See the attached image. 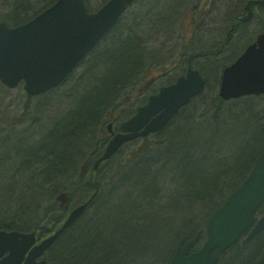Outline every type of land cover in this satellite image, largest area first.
<instances>
[{"label": "trees", "instance_id": "trees-1", "mask_svg": "<svg viewBox=\"0 0 264 264\" xmlns=\"http://www.w3.org/2000/svg\"><path fill=\"white\" fill-rule=\"evenodd\" d=\"M55 1L7 0L0 11V20L13 25L27 22ZM86 1L89 6L88 0ZM248 1L242 0L240 6L242 9H235L236 11L220 27L228 31L222 41L213 42L214 45L211 44V46L196 48L191 55H187L190 54L187 53L188 43L185 42L183 45L182 56L186 55L187 60L192 58L195 62L196 55L203 57V61L199 62L201 63L199 69L206 78V87L161 130L169 129L180 117V124L175 128V130L180 129V147L173 154L174 156L162 158L150 155L152 149L164 141L158 139L151 144L141 143L131 153L137 159L132 169L141 170L140 172L151 170L152 175L149 179L153 180L157 187L155 192H152V196L147 194L145 183L148 177L143 172L144 174L140 175L134 191L145 197H142V200L138 198L137 194H133L132 197L147 203V198L150 196L157 206L169 204L176 206L175 211L180 215V219H175L172 222L166 221L173 227L180 223L178 235L173 240L167 238L165 241V233L162 235L163 228H160L162 231H159L160 236L162 235L159 242L148 235H143L138 229H146L148 225H145V218L139 210V213L133 216L136 221L133 224L137 228V232L129 234L124 230L122 234L125 238L122 239L124 241L120 246L128 249L133 243H136L139 246L154 248L145 254L138 253L136 256L138 263L132 262L122 251L113 256L112 252L106 249V242L96 238L95 234L99 232L100 225L104 228L108 226L111 228L112 219L116 220L113 222L115 227L117 222L127 220L129 211L125 214L118 211L120 208H108L109 188L108 192L99 191L93 201L88 198L94 193L97 184L103 185L104 178L101 177L99 168L95 172L98 174L97 182L85 180L72 185V192L78 194L79 201L87 200L89 204L70 230L62 235L50 249L47 256L49 264H85L84 259L80 258L85 241L94 244L93 252H90L88 257L90 262L99 258V255L105 256L96 264H168L176 249L175 242L185 230L195 229L200 232V238L194 248H198L205 241L207 221L210 215L230 192L246 179L254 165L251 168L248 166L252 162L254 163L260 154L264 153V102H261L264 101V95H250L226 101L220 97L218 92L211 90L210 93L207 88L211 81L219 85L221 70L237 57L232 58L230 55L222 57L230 50L234 36L238 35L235 38L245 41L244 36L249 33V21L243 20L247 13ZM138 2L141 3L142 0H137L134 5ZM162 2L164 1L153 0L151 6L155 8L156 12L160 11L161 13L159 4ZM262 6L259 4L254 6V16L256 9ZM148 9L147 11H149ZM195 9L200 11L199 7H195ZM129 11L131 10L129 9L117 21L99 44L81 61L85 62L83 69L87 68L82 75L83 78L86 75L84 80L87 83L83 84V88L77 84V86H72L71 100L76 99V101L70 109L67 111H63L61 108L54 110L53 116L56 117L53 122L51 120V123L47 125L40 123L37 125L39 127L36 131H34V127H28L17 135L8 134L10 131L7 128L10 125L12 128L10 122L0 123V148H3L5 153L4 164L7 162V170L4 174L1 173L4 167L0 165V228L23 230V228L37 227L42 229L39 234V238H42L50 230L49 227L54 229L65 218L68 206L62 207L56 200H52L55 193L59 188L65 186L66 181L76 169L79 158L86 150L94 149L95 157L90 156L96 159V156H100L104 152L103 148H105L108 138L98 136L101 126L106 122L112 110L120 109L121 100L129 89L136 87L146 79L147 73L152 69L145 35L134 28L135 23L126 21L128 18L124 17ZM130 13L134 16L137 15L133 11ZM176 14L170 19L167 18L165 22L168 21V28H165L167 31L169 30L168 36L173 20L177 17ZM199 21L200 17L196 14L192 33L195 29L197 31V27H200L201 22ZM143 24L145 25V23L141 25ZM155 29L160 28H146L144 33L146 31L156 32ZM252 38L250 36L246 41L250 43ZM212 62L219 64L216 67L217 78L212 76L206 67L214 65ZM187 68L188 65L183 71H186ZM68 78L69 76L66 80ZM56 88L48 91L49 93L40 95V104L44 105L50 102V95L57 92ZM36 132L40 134L36 135L37 139H32ZM148 138L142 139L146 141ZM175 139L177 138L174 136L170 137L169 143H173ZM93 143H95V147H92ZM30 153L33 155L31 160L27 156ZM127 163L130 164L129 159L123 164L125 169L117 168L119 178L120 172L126 170ZM165 170L168 174L167 179L163 178L164 175L161 176V171ZM25 179H27L25 183H29V185H25L28 192H21L20 189L15 188L19 196L14 198L12 195L15 191L14 187L18 186V182H24ZM125 180L127 181L125 184H129V177ZM161 180L163 184L166 182L174 186L177 184L175 190L163 186L166 188L167 194L170 192L171 195H165L169 197L164 204L158 202L156 197L160 191L157 182ZM175 197L180 201L177 205L172 202ZM171 209L172 207L165 208L163 212L168 215ZM193 212H196L197 215L191 219ZM260 213H264V204ZM263 259L264 230L245 245L238 242L220 254L217 264H261Z\"/></svg>", "mask_w": 264, "mask_h": 264}, {"label": "water", "instance_id": "water-1", "mask_svg": "<svg viewBox=\"0 0 264 264\" xmlns=\"http://www.w3.org/2000/svg\"><path fill=\"white\" fill-rule=\"evenodd\" d=\"M134 1L108 0L98 11L89 12L85 0H57L26 23L11 27L0 22V80L9 87L24 80V88L31 95L59 85ZM255 3L257 0L248 1L244 21L253 16ZM205 85L200 70L190 66L175 83L161 87L122 124L126 131L113 136L95 167L111 158L124 142L161 130ZM260 94H264V31L224 68L219 91L225 100ZM107 127L113 132V123ZM62 197L66 200V194ZM263 202L264 154L245 181L212 213L203 245L191 251L200 233L189 230L178 241L169 264H216V250L225 252L250 228L243 243L264 230V216L256 222V212ZM86 206L84 203L75 207L63 228L39 243L34 232L0 230V264H47L41 258L44 252Z\"/></svg>", "mask_w": 264, "mask_h": 264}, {"label": "rangeland", "instance_id": "rangeland-1", "mask_svg": "<svg viewBox=\"0 0 264 264\" xmlns=\"http://www.w3.org/2000/svg\"><path fill=\"white\" fill-rule=\"evenodd\" d=\"M6 1L7 0H0V11L3 9V5ZM162 1L164 2L159 4V9L161 10V13L160 11L156 12L155 8L151 6L153 0H147V1L142 0L141 3L138 2L137 4L133 5L130 8L131 11L135 12L137 15L139 14L138 17L137 15L134 16V14H131L130 13L131 11H129L124 16L125 18H128L126 21L133 22V24L135 23L133 25L134 28H137L139 32L145 35V41L147 45V50L149 52V56H150L149 58L151 60L150 64H152L151 67L152 69L147 73L146 79H144L136 87L130 88L127 94L124 95V98L121 100L122 102L120 105V109L117 111V117H116L117 126L123 120H125L128 117V115H130L131 112H133V110L137 105L144 103L149 94H151L159 86L169 81L175 80L176 77L183 72V69L186 67V65L190 64V59L187 60L188 57L186 55L182 56V51L184 48L183 45L185 42L188 43V48H189L187 50L188 51L187 53H190L187 55H191L192 51H195L196 48L209 46V45L211 46V44L214 45L213 42L218 43L222 41L227 36L228 31L225 29L223 30L220 27L224 25L223 23L227 21L228 17L232 15V13H234L236 10L240 8L242 2V0H227V1L226 0L223 1L162 0ZM104 2H105L104 0H88L89 7L92 10L99 8V6L102 5ZM195 7H199L200 11L196 10ZM147 9L149 11H147ZM241 9L242 7L240 8V10ZM195 13L198 14V16L200 17L199 22H201V24L200 27H197L198 28L197 31L196 32L193 31V34H191L192 26H193L192 20L194 19ZM175 14L177 15V17L176 19L173 20V24H172L173 26L171 25L170 34L168 36L169 30L167 31V29H165L168 28L167 27L168 21L167 23L165 22L167 18L170 19L171 17H174ZM142 23H145V25L144 24L141 25ZM263 26H264V6L260 8L258 7L256 9V15L253 17L252 20L249 21L248 23L249 33L244 36L245 41L240 40V38H235L238 36L235 35L234 38L232 39L230 50L224 55H222V57H224L225 55H230L232 58L238 56V54L241 53L242 50L249 44L246 41L248 40L247 38H249L250 36L255 38ZM146 28L148 29L160 28V29L158 30L155 29L157 31L153 33L151 32L149 33L148 31L144 33ZM192 37L193 39H191ZM235 42L238 43L236 44ZM194 59L195 62L192 61L193 66L199 68L201 65V63L199 62L203 61V57H197L196 55ZM212 63L214 65L206 66V67L211 72V75L215 77L216 75H218L216 74V70H217L216 67L219 64L217 62H212ZM84 66H85V62H81L78 65V67L69 75V78L56 88L57 92L52 93V95H50L51 101L41 106L39 101V95L30 97L25 93V91L21 86L15 89L7 90L3 85L0 84V123L6 124L10 122L12 124V128H9L10 131L9 134L17 135L19 132L25 131L28 127L31 128L34 127V131H36L38 130L37 128L39 127L37 125H39L40 123H42V125L45 124L47 125L51 123V120L53 122V119L56 117L53 116L54 110H60L61 108L64 111V108H66L67 110L68 107L71 108L72 104L75 103L76 99L71 100L73 94L72 88L74 87V85L77 84L83 88L84 87L83 84L87 83L84 80V78L86 79V75H84V78L82 76L83 73H85L84 70L87 69V68L83 69ZM219 87H220V83L218 85L214 81H211L209 86H207L208 91L210 93L211 90L213 92H219ZM65 100L70 101V103L66 102ZM126 108L127 110L124 112L123 110ZM110 114L111 113H109V115ZM179 124H180V117L177 120V122L175 121L171 125L169 129H165L161 132L149 136L148 140L146 141H143V139L140 138L126 144L117 154L112 156L110 159L102 162L98 166V169L100 168V174L104 176V184L101 186V191L103 192L107 191V189L109 188L108 191L110 193V201L108 203V208L110 209L120 208L118 209V211L124 212L125 214H127L129 211V217H127V220H121V222H117L118 224H116L115 227V224L113 222L116 220L112 219L111 228L109 226L104 228L102 225H100L99 232L95 234L96 238L103 240V242H106V249L112 252L113 256L118 255V253L122 251L123 254H126L128 258L132 260V262L138 263L139 261L137 260L136 257L138 253L142 252L143 254H145L148 250H152V248H154L150 246L145 247L144 245H142L143 246L142 247L136 245V243H133L131 248L128 249L120 246V244L124 241L122 239L125 238L124 235L122 234L124 230L127 231L129 234H131L134 231L137 232V228H135L134 225L136 221L133 218V216L134 214L139 213V210L141 212L140 214H143V216L145 217V222H144L145 225H148L146 229H141V230L138 229V231L141 232L143 235L146 236L148 235V237L154 238V240L157 242L160 241L163 233H165L164 235L165 241H167V238L173 240L174 237L178 235L179 233L178 229L180 228V223H178L176 227H173L168 223L169 220L172 222L175 221V219H180V215H178L177 212L175 211L176 206L174 207L172 206V204L171 205L169 204L170 206L169 205L157 206L156 202L153 201V199L150 197L153 194L152 192H155V190L157 189L156 185H154L155 182L149 179L152 175L151 170L143 171L148 177V180L145 183L146 192L148 195H150L149 198H147V203H144L143 201L140 202V200H142V197L145 196H141L138 194V192L134 191L135 186L139 181L140 175L144 174L143 172H140L141 170H136L135 168L132 169L129 166L128 168H126V170L124 171L122 170L120 172V178L117 177L118 180L116 181V183L110 181V179L109 181H106L107 179L105 178L111 173L112 168L114 166L117 168L119 167V169H121L122 167L125 169L123 164L128 159L131 161L136 157L131 153L134 148L139 147V145L143 142L151 144L155 142V140L157 139L164 140L160 146L154 147L152 149L150 155L152 157L161 156L162 158L168 156L171 157L174 156L173 154L180 147V129L179 130L177 129L178 131L175 130V128H177ZM101 128H104L105 131H107L106 122L101 126ZM36 133L32 139H37L36 135H39L40 133L39 132ZM173 136L174 138L177 139H175L173 143H169L170 141L169 138ZM93 144L94 145L91 146L95 147V143ZM6 153L8 154L7 151ZM4 155L5 153L3 151V148H0V165L4 167L3 168L4 170H1L2 174L6 173L7 170V165H6L7 162L6 164H4L6 161L4 160L5 158ZM27 156L31 160L32 159L31 157L33 155L32 153H30ZM167 175L168 174L166 170L161 171V176H163V178L167 179L168 177ZM128 177L130 179L129 184H125V182H127L125 179ZM26 181L27 179H25L24 182H18V186L16 185L14 187L15 191L12 194L14 198H17L19 196V193L16 192V189H20L21 192L23 191H25L26 193L28 192V189H26L25 185H29V183L28 182L25 183ZM157 185L160 186L159 188L160 191L156 197H157V201L161 202V204H164L169 197L165 195H170V192L167 194L165 190L166 188H170V190L177 189V184L175 186L169 185L167 182L163 184L162 180L157 182ZM163 186H165L166 188ZM133 194H137L140 200L136 197H132ZM172 202L174 205L180 203L177 197H175ZM168 207H172V209L167 215L163 211L165 210V208ZM193 213L191 219H194V215H197L196 212ZM195 217L197 218V216ZM95 223L97 224V221ZM160 228H163L162 229L163 231L160 230ZM159 231H162L161 236L159 234ZM183 233L181 234V236L183 235ZM181 236L177 238L175 242L176 246ZM84 245L85 246L80 253V258L84 259L85 264H96L105 257L99 255L98 256L99 258H96L95 260H92L90 262L88 257L90 256L89 255L90 252H93L94 244L85 241ZM123 261L126 262V260Z\"/></svg>", "mask_w": 264, "mask_h": 264}, {"label": "bare ground", "instance_id": "bare-ground-1", "mask_svg": "<svg viewBox=\"0 0 264 264\" xmlns=\"http://www.w3.org/2000/svg\"><path fill=\"white\" fill-rule=\"evenodd\" d=\"M137 0H135L134 1V3L136 2ZM257 3L258 4H263L264 3V0L263 1H261V0H257ZM197 5V4H196ZM195 5V6H196ZM240 36V35H239ZM218 70H219V68H218ZM71 73V72H70ZM69 73V74H70ZM68 74V75H69ZM177 77H180V75H178ZM67 78V77H66ZM65 78V79H66ZM64 79V80H65ZM63 80V81H64ZM62 81V82H63ZM61 82V83H62ZM60 83V84H61ZM60 84H59V86H60ZM58 86V85H57ZM122 102V101H121ZM70 103V102H69ZM141 104H143V103H141ZM41 105H43V104H40V106ZM78 106V105H77ZM138 108H139V106H136L135 107V109L133 110V112H131L130 113V115H128V117L125 119V120H123L120 124H118V126H117V120H116V117H117V111L119 110H112V112H111V114L110 115H108V118H107V120H106V124H107V126H108V124L109 123H113V124H115V126H113V132H110L109 130H108V127H107V131H105V129H102V130H99V132H98V135H99V137L101 136V137H107V138H109V140H111L112 138H113V136L115 135V134H117L118 132H122L121 130H119V127L120 126H122V124L124 123V122H126V121H128L129 119H131L135 114H136V112H137V110H138ZM68 109H70V107H68ZM67 109V110H68ZM66 110V108H64V111H67ZM127 110V108L126 109H124L123 111L125 112ZM105 122V121H104ZM9 128H11V125L7 128V130L9 131ZM9 134V133H8ZM104 134H105V136H104ZM128 143H130V141H127V142H124L122 145H121V147L118 149V151L115 153V154H117L126 144H128ZM161 145V144H160ZM159 145V146H160ZM106 148H107V145L105 146V150H106ZM96 154V152H95V150L94 149H90V150H86L85 152H84V154L83 155H81V157L79 158V160H78V162H77V166H76V169L74 170V172L72 173V175H70V177L68 178V180L66 181V184H65V186L64 187H61V188H59L58 190H57V192L55 193V197H54V199H52V200H56L59 204H60V206H62V207H66V206H68V210H67V212H66V215H65V218L63 219V221L61 220L60 222H59V225L58 226H56L54 229H53V227L52 228H50L49 227V229L50 230H48L45 234V236H43L44 237V239L45 238H47V237H49V236H51V235H53L55 232H57V230H59V229H62L63 228V226H64V223L66 222V220H67V218L69 217V215H70V213H71V211L75 208V207H77L78 205H80V204H84V203H86L87 204V206H86V208L88 207V204H89V201H87V200H85V201H83V202H81V201H79L80 200V198L78 197V194L76 193V194H73V192H72V189H71V187H72V185L74 184V183H80V182H83V181H85V180H93L94 181V183L95 182H97L98 181V174H96L95 172H96V170L98 169V168H96L95 167V163H96V161H97V159L96 158H93V157H91L90 155H95ZM114 154V155H115ZM155 157H158V156H155ZM93 158V159H92ZM258 158L259 157H257V159H256V161H254V163L252 162L249 166H248V168H251L253 165H255L256 164V162H257V160H258ZM92 159V160H91ZM137 161V159H132L131 161H130V164H128L127 165V168L130 166V168H132V166L135 164V162ZM118 172H117V167H113L112 168V171H111V173L105 178V179H107L106 181H109V179H110V181H112V182H114V183H116V181L118 180L117 179V177H118ZM101 177L102 178H104V176L103 175H101ZM111 182V183H112ZM113 183V184H114ZM102 184H104V179H103V183ZM99 191H101V185L100 184H97L96 185V187H95V190H94V193H92L91 194V196H88V198L91 200V201H93V199H94V197H95V195L99 192ZM63 194H66V200H64V197H62V195ZM74 204V205H73ZM219 207V206H218ZM85 208V209H86ZM85 211V210H84ZM84 211H83V213H84ZM82 213V214H83ZM81 214V215H82ZM81 215H80V217H81ZM79 217V218H80ZM78 218V219H79ZM143 218H145V217H143ZM77 219V220H78ZM76 220V221H77ZM76 221L71 225V226H69V227H66V228H64L63 229V231H62V233L59 235V237L55 240V242L44 252V254L42 255V257L46 260V263L47 264H49L48 262H47V256H48V254H49V252H50V249L52 248V246L58 241V239L62 236V235H64L65 233H67L69 230H70V228L76 223ZM0 230H8V231H11V230H18V231H25V232H34V233H36V236L37 237H39V234H40V231L42 230V229H40V228H37V227H35V228H30V229H28V228H23V230H21V229H4V228H0ZM54 230V231H53ZM189 230H186L184 233H183V235L186 233V232H188ZM182 235V236H183ZM181 236V237H182ZM252 239V238H251ZM250 239V240H251ZM180 240V239H179ZM232 246H234V245H232ZM231 246V247H232ZM231 247H229L228 249H230ZM219 257H220V255H218ZM171 259H172V257H171ZM171 259H170V261H171ZM170 263V262H169ZM168 263V264H169Z\"/></svg>", "mask_w": 264, "mask_h": 264}, {"label": "flooded vegetation", "instance_id": "flooded-vegetation-1", "mask_svg": "<svg viewBox=\"0 0 264 264\" xmlns=\"http://www.w3.org/2000/svg\"><path fill=\"white\" fill-rule=\"evenodd\" d=\"M175 81V80H174ZM174 81H172V82H167V83H165V84H163V85H167V84H171V83H173ZM162 86V85H161ZM161 86H159L157 89H155L152 93H157V92H159V90H160V87ZM8 90V89H7ZM151 93V94H152ZM38 96V95H37ZM147 101H148V99H147ZM146 101V102H147ZM119 130H122V129H119ZM93 157H95V155L93 156ZM97 158L99 157V156H96Z\"/></svg>", "mask_w": 264, "mask_h": 264}]
</instances>
